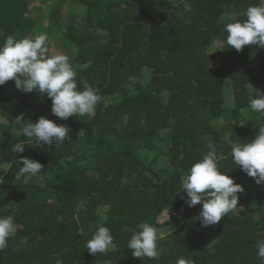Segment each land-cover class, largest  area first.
<instances>
[{
  "label": "trees",
  "instance_id": "obj_1",
  "mask_svg": "<svg viewBox=\"0 0 264 264\" xmlns=\"http://www.w3.org/2000/svg\"><path fill=\"white\" fill-rule=\"evenodd\" d=\"M33 1L0 0V44L45 26L32 17ZM185 2L53 1L46 29L60 32L78 88L98 89L102 101L91 116L63 120L47 94L19 90L14 80L0 85V216L12 215L18 228L0 264H261L264 183L230 151L264 125V113L249 107L264 93V48H228L223 31L260 0H187L191 11ZM41 116L68 127L64 143L39 145L19 134L23 121ZM205 137L225 157L218 166L244 188L237 208L208 226L198 218L202 204L189 207L178 192L209 151ZM15 143H27L22 153ZM21 156L43 172L25 182ZM141 222L157 229V259L127 248ZM101 224L114 248L94 256L85 243Z\"/></svg>",
  "mask_w": 264,
  "mask_h": 264
},
{
  "label": "clouds",
  "instance_id": "obj_2",
  "mask_svg": "<svg viewBox=\"0 0 264 264\" xmlns=\"http://www.w3.org/2000/svg\"><path fill=\"white\" fill-rule=\"evenodd\" d=\"M184 8L191 11V4L187 0ZM244 16L246 18L242 21L237 19L223 25V31L227 33V47L237 51L246 45L264 48V0L250 5ZM9 80H14L16 88L24 92L37 90L41 96L47 94L52 101V113L63 120L73 116H91L102 101L98 89L87 84H84L82 90L78 88L76 72L69 56L50 53L46 33L34 37L17 38L8 35L4 38L0 44V85ZM249 107L254 112L264 113V93L250 97ZM23 122L19 134L35 139L39 145L64 143L68 138L67 126L44 116L36 122ZM258 127V133L251 141L231 143L230 155L236 166L255 178L257 184H261L264 183V125ZM205 139L209 151L196 160L181 178L178 192L181 189L185 191L186 197L181 198L185 199L189 207L202 204L198 218L203 226H208L219 223L222 217L237 208L238 193L243 192L244 188L218 166L219 161L225 157L218 155L211 137ZM25 144L15 143L12 150L22 153ZM20 160L22 166L19 175L25 178V182L43 172L44 166L39 161L23 156ZM137 227L138 231L132 233L127 248L133 250L134 257L157 259V229L147 222H141ZM17 230L12 215L0 216V251L8 246L9 238L14 237ZM113 240L110 229L101 224L91 239L86 241L85 248L95 256L114 248ZM257 255L261 264H264V239L257 242ZM56 264H62V261L57 260ZM176 264H185V260L180 258Z\"/></svg>",
  "mask_w": 264,
  "mask_h": 264
},
{
  "label": "rangeland",
  "instance_id": "obj_3",
  "mask_svg": "<svg viewBox=\"0 0 264 264\" xmlns=\"http://www.w3.org/2000/svg\"><path fill=\"white\" fill-rule=\"evenodd\" d=\"M53 1H55V0H35L31 4L32 9L34 10L31 13L32 17L33 18H38L45 25L42 28H36L34 36L37 35V34H40V33H46L47 36L49 37L50 42L52 43V46L50 48V53H62L63 50L61 51V48H60V45H61L60 43L62 42L61 41L62 40V36H61L60 32L57 33V32L52 30V32L49 33L47 31V29H46L48 21H49L48 20L49 19V13L51 11ZM43 2H45V3H43ZM81 9L82 8H79L77 10V12L79 11V13H82ZM63 15H64V19L65 20L69 19L67 3L63 4ZM70 17H72V16H70ZM53 32L57 33V34H53Z\"/></svg>",
  "mask_w": 264,
  "mask_h": 264
}]
</instances>
